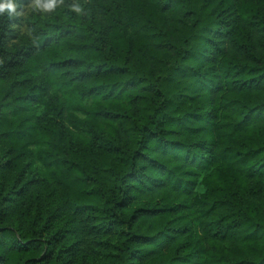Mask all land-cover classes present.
Wrapping results in <instances>:
<instances>
[{
	"label": "trees",
	"instance_id": "obj_1",
	"mask_svg": "<svg viewBox=\"0 0 264 264\" xmlns=\"http://www.w3.org/2000/svg\"><path fill=\"white\" fill-rule=\"evenodd\" d=\"M30 2L0 17V264H264V0Z\"/></svg>",
	"mask_w": 264,
	"mask_h": 264
},
{
	"label": "clouds",
	"instance_id": "obj_2",
	"mask_svg": "<svg viewBox=\"0 0 264 264\" xmlns=\"http://www.w3.org/2000/svg\"><path fill=\"white\" fill-rule=\"evenodd\" d=\"M19 0H0V17L12 19L24 15ZM57 7L56 0H31L28 8L30 11L50 12ZM73 10L79 12V6H73Z\"/></svg>",
	"mask_w": 264,
	"mask_h": 264
},
{
	"label": "rangeland",
	"instance_id": "obj_3",
	"mask_svg": "<svg viewBox=\"0 0 264 264\" xmlns=\"http://www.w3.org/2000/svg\"><path fill=\"white\" fill-rule=\"evenodd\" d=\"M61 1H65V0H61ZM198 190H199V192H201L202 191V187H199Z\"/></svg>",
	"mask_w": 264,
	"mask_h": 264
}]
</instances>
